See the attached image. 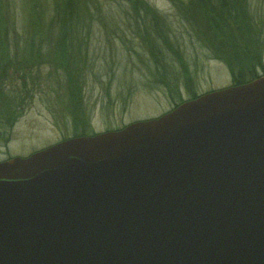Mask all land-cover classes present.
<instances>
[{
    "label": "water",
    "instance_id": "95a60500",
    "mask_svg": "<svg viewBox=\"0 0 264 264\" xmlns=\"http://www.w3.org/2000/svg\"><path fill=\"white\" fill-rule=\"evenodd\" d=\"M0 264H264V75L0 162Z\"/></svg>",
    "mask_w": 264,
    "mask_h": 264
},
{
    "label": "rangeland",
    "instance_id": "374dc122",
    "mask_svg": "<svg viewBox=\"0 0 264 264\" xmlns=\"http://www.w3.org/2000/svg\"><path fill=\"white\" fill-rule=\"evenodd\" d=\"M66 1L10 0L13 12L7 15L0 0V129L16 120L10 134L9 129L6 136L0 133V160L30 153L75 130L67 101L77 77L51 70V62L59 60L75 72L87 61L92 70L86 69L81 81L88 80L94 97L106 84L103 102L91 100L86 109L75 104L76 125L93 133L117 125L123 117L145 119L171 107L161 85L152 81L156 68L150 46L155 36L146 24H165L168 45L157 48L171 50L175 57L170 63L183 79L194 80L189 88L197 91L230 87L229 65L247 67L260 53L256 43L262 47L264 42V0H240L247 5L235 16L229 8L195 7L192 0H77L78 21L70 24L63 22ZM72 24L73 30L66 29ZM22 71L27 75H20ZM102 74L107 75L104 80ZM23 77L32 91L20 89L24 81L17 80ZM127 82L133 92L128 108L120 98L119 105H106L103 112V104L116 100ZM110 109L111 120L104 116Z\"/></svg>",
    "mask_w": 264,
    "mask_h": 264
},
{
    "label": "flooded vegetation",
    "instance_id": "af4514ba",
    "mask_svg": "<svg viewBox=\"0 0 264 264\" xmlns=\"http://www.w3.org/2000/svg\"><path fill=\"white\" fill-rule=\"evenodd\" d=\"M145 24V23H143ZM73 28V26H71ZM146 27H148L147 29L152 30L154 32V36H155V40L152 41V46L151 47V62L154 65V67L156 68V70L154 71L155 74L152 75V81L153 82H157L161 85V87L163 88L161 91L162 94H164L166 97L170 98V104L171 107L168 109H165L164 112L162 113H156L158 115H154L153 117H149V118H141L139 120H135V118H129L126 119V117H123L121 121H117V125L115 126H110L107 127L105 129H100V130H95L93 133L89 132L90 130L87 128V126H80V125H76V120H77V115H75V104L76 102L78 103L79 106H83L85 109L88 108L87 103L91 100H93L94 102H103L106 98V90H105V85L103 84V86L99 89V96L98 97H94L89 89V87L87 86L88 84V80H85V82L81 81V77L84 75L86 71V69L92 70V67L89 65V63L86 61L83 65H80L79 67L81 68H76L75 72H73V68L68 65V64H62L61 61H54L55 65H53V62H51V64L49 65L51 67V70L56 68L58 70H60L61 72L66 71L68 74H75L77 77L75 86H74V90H70V96H68V101L67 102H71V107L69 110L68 104L66 106V108L69 110V112L71 111L73 114V117L69 119V123L71 126H74L75 130L72 133V135L68 136V137H64L54 143H50L44 147H41L39 149H36L34 151H31L30 153H26V154H14V155H10L8 157H5L4 159L0 160V162L2 161H6V160H10L13 158H28L31 157L32 155L41 152L43 150H46L56 144L74 139V138H78V137H93L102 133H107L110 131H120L136 122H140V121H150V120H154V119H159L169 113H171L172 111L176 110L177 108H179L180 106H182L183 104L189 102V101H193L195 99H198L199 97H201L202 95L211 93L213 91H215V88H208L207 91H197L196 89H190L189 86L192 85L194 83V80L192 78L185 80L183 79V75L182 73L179 74H172L173 76H167L164 74L163 71V65L165 63H170V60L172 58V56L175 57V55L171 52L170 49H159L158 50V46L162 45L163 47L167 46V40L169 38L168 33L166 32V27L165 24H146ZM74 29V28H73ZM83 29V28H82ZM85 29V28H84ZM160 31H163L162 33H160ZM73 41H78L77 39H73ZM43 63V61H41ZM22 76H26L27 73L26 71H22L20 72ZM29 75V74H28ZM264 75V71L263 74L258 73L256 74V77H260ZM107 75L102 74L101 76V80H104L105 77ZM24 81V83L22 84V87L20 89H24V91L26 92H30L33 90L28 78L23 77L17 80V83L19 81ZM230 86H234V83H231ZM19 89V90H20ZM13 91H16L17 89H11ZM187 90V91H186ZM187 92V93H186ZM7 93V92H6ZM132 88L129 82H127L126 84V88L122 89V90H118L117 92V99L113 100L112 98H109L108 101H106L103 104V112L105 111V106L107 105H119L118 101L120 98H122V101L124 103V106L128 108V105L131 103V97H132ZM8 94L11 96L12 94L8 92ZM187 94V96L185 95ZM131 96V97H129ZM55 109V108H54ZM109 109V107H108ZM112 109V107H111ZM111 109L109 112H107L106 114H104V116H109L110 120L112 119V115L111 113ZM11 111V110H10ZM52 112V111H51ZM54 113L52 112V115ZM16 121V120H15ZM14 121V122H15ZM10 123L6 126H4L2 129H0V133L1 135H5L7 134V131L9 129V134H10V129L13 128L12 124L14 123ZM9 136V135H8ZM9 138L7 137L6 140H8ZM5 140V141H6Z\"/></svg>",
    "mask_w": 264,
    "mask_h": 264
},
{
    "label": "trees",
    "instance_id": "16d2710c",
    "mask_svg": "<svg viewBox=\"0 0 264 264\" xmlns=\"http://www.w3.org/2000/svg\"><path fill=\"white\" fill-rule=\"evenodd\" d=\"M192 1H194L193 6L195 7H200V6L206 7V6H210L211 4L214 7L229 8V12L233 16L238 15V12H239L238 10H241L242 8L243 9L246 8V5H247L245 3H241L240 0H192ZM244 1L246 2L247 0H244ZM77 6H78L77 0H67L66 1L65 8L67 9L68 12L66 13V17L63 20V22L67 20L68 24H70V23H76L78 21V17H77L78 14L76 12ZM3 10H5V13L7 15H9L10 12L11 13L13 12V8H12V4L10 3V0H6V1L4 0ZM56 24H57V21H56ZM71 26H73V24L69 25L66 29L73 30ZM248 31L251 32L250 27ZM48 40L50 41L52 39H48ZM256 44L259 45L261 50H259L260 53L258 55L257 54L254 55L257 58H254L250 65H248L247 67H243V66L237 67L236 65L233 66L231 64L229 65L230 71H231L232 83H234V85H241L246 82L252 81L258 78L255 76L254 72L258 74L260 69H262V72L264 71V68H263L264 42L262 44V47H261V42L256 43ZM172 64L174 65V67L172 66ZM172 64L165 63L163 65L164 66L163 71L165 75L173 76L172 74L180 73L178 72L175 66V63H172Z\"/></svg>",
    "mask_w": 264,
    "mask_h": 264
}]
</instances>
